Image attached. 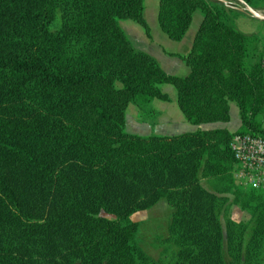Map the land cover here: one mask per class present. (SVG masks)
I'll return each instance as SVG.
<instances>
[{
    "label": "trees",
    "instance_id": "16d2710c",
    "mask_svg": "<svg viewBox=\"0 0 264 264\" xmlns=\"http://www.w3.org/2000/svg\"><path fill=\"white\" fill-rule=\"evenodd\" d=\"M230 6L159 0L175 42L203 14L181 77L121 27L132 20L151 37L146 0H0V264H163L132 220L161 200L173 209L165 264H264V189L236 184L231 146L264 138V63L250 62L258 37ZM164 84L192 125L230 122L234 103L241 128L126 131L131 104L170 101Z\"/></svg>",
    "mask_w": 264,
    "mask_h": 264
},
{
    "label": "rangeland",
    "instance_id": "374dc122",
    "mask_svg": "<svg viewBox=\"0 0 264 264\" xmlns=\"http://www.w3.org/2000/svg\"><path fill=\"white\" fill-rule=\"evenodd\" d=\"M228 1L231 2L230 4L232 6L239 7L240 9L244 8V5L238 0ZM263 4L264 3H262V5ZM158 9L159 0H146L145 19L152 30L155 47L156 44L159 43L162 47L161 50L166 53L183 54L184 52H187L186 50L188 49L186 46H183L184 44L179 45V42L169 40L162 32L157 19ZM261 13L264 14L263 12ZM120 24L130 40H132V42H134L137 46L150 45V39L147 38L142 26L132 20H123ZM155 52L158 54L159 51L157 52L155 50ZM159 58L163 67L168 71V74L181 77L189 74V68L185 65V63L180 62L181 66L176 69L172 68L173 66L168 58L163 57V55ZM160 88L163 92L170 96L171 101L164 102L161 100H154L143 110L135 104H131L127 112L126 131L141 136L156 135L161 133L174 136L175 134L181 135L180 133L188 130L182 127V125L184 126L190 124H187L183 113L178 107L176 89L169 84L161 85ZM136 119L145 121V123L137 122ZM190 127L194 129V126ZM235 128L239 127L235 124V122H233V124H231V130L233 131ZM195 131H197V129H194V131H187L186 133ZM203 184L208 188L205 181H203ZM172 213V207L168 205L166 200H161L152 209L137 213L132 217V220L139 224L138 241L140 245L150 256H152L155 260L161 261L163 264H165V258L162 257L163 251L166 249L170 251L175 250L174 246L169 242V224ZM229 216L236 221H244L248 219L247 215L236 207L230 209ZM223 222L225 223V217H223Z\"/></svg>",
    "mask_w": 264,
    "mask_h": 264
},
{
    "label": "crops",
    "instance_id": "0c3cea01",
    "mask_svg": "<svg viewBox=\"0 0 264 264\" xmlns=\"http://www.w3.org/2000/svg\"><path fill=\"white\" fill-rule=\"evenodd\" d=\"M226 1H228V0H226ZM228 2L231 3L230 1H228ZM262 3H264V0H256V4H255V6L253 8L256 9L260 13L261 12L264 13V6H263L264 4L262 5ZM230 7L233 8V9L239 10L240 12H242L239 7H236V6H230ZM145 12H146V10H145ZM201 14H202V12L200 10H198V11L195 12V14L193 16V22H192V25H191L189 31L187 32V34L184 37V39L179 42L180 43L179 45L184 44L183 46H186V48L188 49V50H186L187 52H184L183 54H176V53H169V52L166 53V52H164V51L161 50L162 47H161V45H159V43H157L156 44V47H155V45H154L155 40H154V37L152 35V30H151V37H148L147 34H146L147 38L150 39V45L137 46L134 42H132V43L134 44V46L137 49L142 50V51H144V52L152 55L159 62V64L161 65V67L167 73H168V71L163 67V65H162V63L160 61V58L159 57H161V55H163V57H166V58H168V60L171 61L170 63L173 66L172 68L178 69V67L181 66V63L180 62L185 63L178 56L179 55L186 56V55H188L190 53V51L192 49L195 36H196V34H197L198 30H199V27H200V25L202 23V20H203V14L202 15ZM157 19H158V16H157ZM235 24L238 27V29L240 31H242L243 33H245L247 35H257L258 42L256 44V52L252 56V58L250 59V62L251 63H255L257 61V59L262 56L263 63H264V21H262L260 19H257V18H254V17H252L250 15H247L245 13H241L240 15L236 16V18H235ZM167 38L169 39L168 36H167ZM169 40H171V39H169ZM155 50L157 52L159 51L158 54L155 52ZM188 73L190 74V68H189V72ZM234 119H235V121H234ZM137 122L145 123V121H140V120H137ZM186 122H187V124H190V125H184V126L182 125V127H184L185 129H188V130H186V132L187 131H194V129H197V130L198 129H201V130L228 129L231 132H236L242 126V121H241V118H240L239 109L236 106V104H233V103L231 104V120L228 123H216V124H205V125H201V126H194L191 123H189L187 120H186ZM233 122H235V124L238 125L239 128H235L232 131L231 130V124H233ZM190 126H194L193 127L194 129H192ZM263 129H264V117H263ZM186 132H182L180 134H183V133H186ZM156 135H160V136H173V135H168L166 133H161V134H156ZM175 135H179V134H175Z\"/></svg>",
    "mask_w": 264,
    "mask_h": 264
},
{
    "label": "built area",
    "instance_id": "2783aa9c",
    "mask_svg": "<svg viewBox=\"0 0 264 264\" xmlns=\"http://www.w3.org/2000/svg\"><path fill=\"white\" fill-rule=\"evenodd\" d=\"M237 168V185L254 190L264 189V138L246 134L233 139L231 144Z\"/></svg>",
    "mask_w": 264,
    "mask_h": 264
},
{
    "label": "water",
    "instance_id": "95a60500",
    "mask_svg": "<svg viewBox=\"0 0 264 264\" xmlns=\"http://www.w3.org/2000/svg\"><path fill=\"white\" fill-rule=\"evenodd\" d=\"M221 1H224L225 2V0H221ZM238 1L244 5V8L241 9L242 12H246L247 14H249L250 16H252L254 18H257V19H260V20L264 21V15L263 14H261L260 12H258L253 7L249 6L243 0H238Z\"/></svg>",
    "mask_w": 264,
    "mask_h": 264
}]
</instances>
